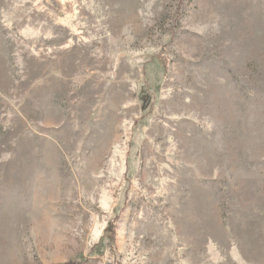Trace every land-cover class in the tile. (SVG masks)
Returning a JSON list of instances; mask_svg holds the SVG:
<instances>
[{"label":"rangeland","instance_id":"rangeland-1","mask_svg":"<svg viewBox=\"0 0 264 264\" xmlns=\"http://www.w3.org/2000/svg\"><path fill=\"white\" fill-rule=\"evenodd\" d=\"M0 264H264V0H0Z\"/></svg>","mask_w":264,"mask_h":264}]
</instances>
